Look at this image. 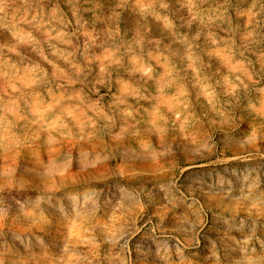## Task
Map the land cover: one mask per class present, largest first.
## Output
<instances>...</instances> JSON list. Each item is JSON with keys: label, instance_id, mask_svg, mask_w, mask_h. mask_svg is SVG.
<instances>
[{"label": "rangeland", "instance_id": "rangeland-1", "mask_svg": "<svg viewBox=\"0 0 264 264\" xmlns=\"http://www.w3.org/2000/svg\"><path fill=\"white\" fill-rule=\"evenodd\" d=\"M0 264H264V0H0Z\"/></svg>", "mask_w": 264, "mask_h": 264}]
</instances>
